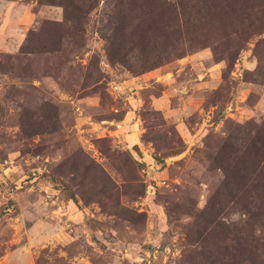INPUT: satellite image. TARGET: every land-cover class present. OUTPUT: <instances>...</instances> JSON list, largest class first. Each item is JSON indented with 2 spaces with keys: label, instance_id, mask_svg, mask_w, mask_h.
<instances>
[{
  "label": "rangeland",
  "instance_id": "obj_1",
  "mask_svg": "<svg viewBox=\"0 0 264 264\" xmlns=\"http://www.w3.org/2000/svg\"><path fill=\"white\" fill-rule=\"evenodd\" d=\"M17 2L0 264H264V0Z\"/></svg>",
  "mask_w": 264,
  "mask_h": 264
},
{
  "label": "crops",
  "instance_id": "obj_2",
  "mask_svg": "<svg viewBox=\"0 0 264 264\" xmlns=\"http://www.w3.org/2000/svg\"><path fill=\"white\" fill-rule=\"evenodd\" d=\"M16 2H17V0H11V1L10 0H0V15H1V12L5 11L4 9L6 7L11 8L9 12L13 15L14 10H16V8H19V7H17L18 4H16ZM0 19H1V17H0Z\"/></svg>",
  "mask_w": 264,
  "mask_h": 264
},
{
  "label": "built area",
  "instance_id": "obj_3",
  "mask_svg": "<svg viewBox=\"0 0 264 264\" xmlns=\"http://www.w3.org/2000/svg\"><path fill=\"white\" fill-rule=\"evenodd\" d=\"M152 156V154H150ZM152 159V158H151ZM152 165H154V163H152ZM160 186V185H159Z\"/></svg>",
  "mask_w": 264,
  "mask_h": 264
},
{
  "label": "trees",
  "instance_id": "obj_4",
  "mask_svg": "<svg viewBox=\"0 0 264 264\" xmlns=\"http://www.w3.org/2000/svg\"><path fill=\"white\" fill-rule=\"evenodd\" d=\"M73 198V197H72ZM72 200V199H71Z\"/></svg>",
  "mask_w": 264,
  "mask_h": 264
}]
</instances>
